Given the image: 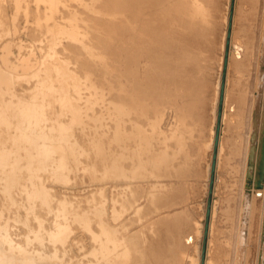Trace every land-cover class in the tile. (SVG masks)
<instances>
[{
  "label": "rangeland",
  "instance_id": "1",
  "mask_svg": "<svg viewBox=\"0 0 264 264\" xmlns=\"http://www.w3.org/2000/svg\"><path fill=\"white\" fill-rule=\"evenodd\" d=\"M204 1L210 28L201 58H188L183 43L156 64L136 41L174 43L176 0H0V68L16 74L0 96V264H27L25 256L97 264L106 251L92 234L101 231L116 239L108 253L118 264H264V0ZM58 60L82 81L72 99L78 117L36 85ZM189 63L195 88L184 92L179 74ZM126 88L154 104L131 140L118 114ZM31 103L39 112L27 121ZM33 140L48 145L50 159L42 149L29 156ZM159 151L167 158L155 165ZM114 157L125 168H109ZM133 157L143 166L132 170Z\"/></svg>",
  "mask_w": 264,
  "mask_h": 264
},
{
  "label": "bare ground",
  "instance_id": "2",
  "mask_svg": "<svg viewBox=\"0 0 264 264\" xmlns=\"http://www.w3.org/2000/svg\"><path fill=\"white\" fill-rule=\"evenodd\" d=\"M95 1V0H94ZM97 1V0H96ZM175 6H177L175 8V17L176 19L178 20V24L176 25V27L180 30L179 31V35H177V37L175 38L174 40V43L170 46V47H163L161 46L160 44H158L157 40H152V37L151 39L149 38H146L144 39L143 37H138L139 35H136V37H138V40L136 41L137 44H139V49L137 52H151L153 53L154 51V55L153 57L156 58V64L159 62H163L164 60H168V59H171L173 58L174 56V53H178L179 49L182 47L181 44H185L188 46L187 50H189L188 54H187V57L190 58L191 60H195V59H199V57L201 58V56L203 55V52H205L207 49H206V40H207V37H208V34H209V28H210V23H209V20H206L205 19V13H206V4H205V1L204 0H176V4ZM180 6V7H178ZM92 8V7H91ZM90 8V9H91ZM88 9V8H87ZM97 9V8H95ZM98 10V9H97ZM89 11V10H88ZM93 13V11H91ZM98 12V11H97ZM52 14V13H51ZM111 14V13H110ZM109 16V14H108ZM75 17V16H74ZM137 20V19H136ZM141 20L138 19L137 22H140ZM74 24V23H73ZM71 25V24H70ZM130 25L132 28H134V24L130 22ZM229 26V24H228ZM228 26H227V29H226V35H228ZM70 29V28H69ZM72 29V28H71ZM231 33V32H230ZM73 34V33H72ZM77 34V33H76ZM133 37H131L132 39ZM79 41V40H78ZM92 43V42H91ZM83 44V43H82ZM63 45V44H62ZM53 46V45H52ZM5 47V46H4ZM52 48V47H51ZM83 48V47H82ZM241 49V48H240ZM85 50V49H83ZM132 52V49H130V51L128 50V57L129 55L131 54ZM2 53V52H1ZM0 53V54H1ZM46 53V52H45ZM6 54V52H5ZM93 54V52H92ZM2 55V54H1ZM53 55V54H52ZM52 57V56H51ZM3 58L5 59V57L3 56ZM3 58H1L3 60ZM160 60H159V59ZM204 58V57H203ZM158 59V60H157ZM2 60H1V63H2ZM8 60V59H7ZM7 60H4V62L6 61V63L8 62L9 64L11 63ZM26 60V59H25ZM44 60V59H43ZM3 62V65H5ZM24 62V61H23ZM52 62V61H51ZM56 62V61H55ZM22 63V62H21ZM192 63V62H191ZM13 64V63H12ZM11 64V65H12ZM30 64V63H29ZM41 64V62H40ZM7 65V64H6ZM20 65V63H19ZM23 65V64H22ZM32 65V64H31ZM30 65V66H31ZM192 65V64H191ZM191 65L190 63L188 65H185L184 69L182 70V73L179 74V76L181 78H183V80L185 81V88H183L184 92H188L192 89L195 88L193 82H192V79L195 78L193 76V74L195 73V67L192 66L191 68ZM194 65V64H193ZM197 65V63L195 64V66ZM228 65V58H226V64H225V60L223 59V65L222 67H227ZM34 66V65H33ZM39 66V64H38ZM173 66V65H171ZM170 66V67H171ZM24 69H27V67H29L28 63L24 62V65H23ZM32 67V66H31ZM35 67V66H34ZM37 67V66H36ZM41 67V66H40ZM66 65L65 63L63 62V60H58L55 64H53L52 66L50 67H47V68H44V72L41 73V78H39L38 82L36 85H40L42 86V90L39 92L43 97L44 99H49L50 97L53 98L54 100H58L59 102V106L61 108V111L62 110H68V111H71V113L74 115L73 117H78L77 115H79L80 113L77 111V109L75 108L76 106L73 104V96H75V99L76 97L79 98L81 96V91H82V81L81 80H77L75 79V75L72 74V72L69 70V68L67 67L65 69ZM197 67V66H196ZM3 68L6 69L5 66H3ZM3 68H0V96L2 95V93L5 94V92L3 90H6L7 93H9V88L12 87L11 86V82H12V79H13V74L8 72V71H4ZM10 68V66H9ZM18 68V66H17ZM22 68V66H21ZM20 68V69H21ZM38 68V67H37ZM24 69L22 71H24ZM30 69V68H29ZM12 70V68H11ZM14 70V69H13ZM12 70V71H13ZM15 70H17L15 68ZM20 70V71H21ZM27 71V70H26ZM35 71V70H34ZM16 72V71H14ZM171 72L173 73V75H175L174 71H173V68L171 70ZM21 73V72H20ZM40 72L38 71H35L34 74H39ZM17 74H19L17 72ZM16 75V74H14ZM196 75V74H195ZM193 76V78H192ZM15 78H17L15 76ZM36 78V77H35ZM22 80V79H21ZM30 80V79H29ZM83 80V79H82ZM92 81V80H91ZM16 82V81H15ZM31 82V81H30ZM36 83V82H35ZM14 84V82H13ZM32 85V84H31ZM98 86V85H97ZM99 87V86H98ZM13 89V88H12ZM104 89V88H103ZM121 90H124L123 88H121ZM85 91V90H84ZM125 91L127 92V94H129L128 96V99L124 100V102L121 103V108H120V111L118 112V114L120 115H125L123 118V125L126 126L125 129H124V132L127 134V136H129L128 138H133L132 136H134L133 134L131 133H134L136 135L137 131L139 132H142L143 130V119L145 120L148 116V108L149 106H153L154 104H150L149 102H145V99L139 97V95L137 94L138 93V89H135V88H126ZM224 91H225V83H224V88L222 90V80H220L219 82V97H221V93H222V97H223V94H224ZM25 92V91H23ZM29 93V92H28ZM83 93V92H82ZM13 94V93H12ZM36 95V94H35ZM30 96V95H29ZM3 97V95L1 96ZM9 98V96H6ZM38 97V96H37ZM36 97V98H37ZM11 100L9 101H12V98H10ZM91 99V98H90ZM34 100V99H33ZM38 100V99H37ZM19 101V100H18ZM23 101V100H22ZM22 101L21 104H22ZM40 101V100H38ZM75 101V100H74ZM32 102V101H30ZM36 102V101H35ZM34 102V103H35ZM51 102V101H50ZM83 102V101H82ZM87 102V101H86ZM85 102V103H86ZM27 103V102H26ZM76 103V102H75ZM40 104V103H39ZM87 104V103H86ZM18 105V104H17ZM25 105V104H24ZM33 104L31 103L30 105H27L28 107L27 110H26V115H27V121H28V116L30 117V121L32 120L31 117L35 116L39 111L37 112H34V106H32ZM44 105V104H43ZM88 105V104H87ZM22 106V105H21ZM41 106V105H40ZM51 106V105H50ZM54 106V105H53ZM84 106V105H83ZM230 106L233 107L234 111H236V105L233 104V103H230L228 108L230 109ZM23 108H25V106H22ZM21 109V110H24V109ZM84 108V107H83ZM58 109V108H57ZM1 110V109H0ZM39 110V109H38ZM46 110V109H45ZM49 110V109H48ZM82 110V109H81ZM87 110V109H86ZM2 111V110H1ZM36 111V109H35ZM84 113V111H83ZM2 114V113H0ZM47 114V113H46ZM51 114V113H50ZM62 114V113H61ZM65 114V113H64ZM85 114V113H84ZM25 115V116H26ZM52 116V115H51ZM70 116V115H69ZM86 116V115H85ZM53 117V116H52ZM50 118V117H49ZM54 118V117H53ZM58 118V116H57ZM60 118V117H59ZM150 118V117H149ZM39 119V118H37ZM183 119V117L181 118ZM34 120V119H33ZM29 121V122H30ZM35 121V120H34ZM58 121V119L56 120ZM33 122V121H32ZM59 122V121H58ZM72 122V120H71ZM40 121H36V124H39ZM56 123V122H55ZM54 123V124H55ZM59 124V123H57ZM62 124V123H61ZM75 124V122L73 123ZM41 125V124H40ZM53 126V125H52ZM74 126V125H73ZM35 127V125H34ZM62 127V126H61ZM72 127V126H71ZM51 128V126H50ZM126 128H127V131H126ZM46 128H44V126H41L39 128V133L38 136H42L43 137V134L44 136L46 135L45 130ZM58 129L62 132L63 129L60 128V124L58 126ZM23 131V130H22ZM31 131V130H30ZM68 131V130H67ZM70 131V130H69ZM223 131V130H222ZM221 131V132H222ZM35 132V131H34ZM31 133V132H30ZM29 133V134H30ZM62 134V133H60ZM54 135V133H53ZM65 135V134H64ZM71 135V134H70ZM34 136V135H33ZM51 136V135H50ZM49 136V137H50ZM63 136V135H62ZM37 138V137H36ZM44 138V137H43ZM45 138H47L45 136ZM51 138V137H50ZM30 139V138H29ZM38 139H41V138H38ZM216 139H217V146L219 144V140H220V124H219V128H218V125L216 124L215 126V131H214V138H213V144L212 146L215 148V143H216ZM44 140V139H43ZM52 140V138L50 139ZM34 141V140H33ZM29 142L30 144L29 145V152L31 155L29 156H33V149H35L34 152H37L36 149H42L41 151L45 154H43L45 157L48 156L49 152H53V151H49L48 148H46L48 145H46V147H44L45 144L41 146V144L39 145L38 141H34V142ZM47 141V139H46ZM56 141V140H55ZM51 142V141H50ZM57 142V141H56ZM60 142V141H59ZM68 142V140H67ZM47 143L49 144V142L47 141ZM46 143V144H47ZM63 143V142H62ZM52 144V143H51ZM60 144V143H59ZM67 144V143H66ZM54 145V144H53ZM126 145V144H125ZM51 146V145H50ZM55 146V145H54ZM216 146V147H217ZM53 148V146H51ZM58 147V146H57ZM51 150H54L52 149ZM55 148V147H54ZM72 148V147H71ZM47 149V150H46ZM70 149V148H68ZM33 150V151H32ZM71 151V150H70ZM132 152H136L135 150H132ZM29 154V153H28ZM165 154V155H164ZM53 155V154H51ZM72 155H73V152H72ZM35 157H37V155L35 154L34 155ZM41 156H42V153H41ZM54 156V155H53ZM75 156V155H74ZM41 158V157H40ZM44 159V157H42ZM41 158V159H42ZM49 158V156H48ZM54 159V157H52ZM167 158V153H165V151H159L158 154L156 156H154L152 159H151V162H153V164H160L162 160L166 159ZM213 158H214V152L212 154V160H211V165H210V172L214 171L216 169V164H217V154H216V159H215V166H214V169H212V163H213ZM33 160V158H31ZM35 159V158H34ZM40 159V161H42ZM50 159V158H49ZM46 160V159H45ZM52 160V159H51ZM56 160V158H55ZM130 160H132V170L134 169H137L138 167H142L143 166V159H141L140 157H133L131 158ZM34 161V160H33ZM37 161H39V159H37ZM36 161V162H37ZM50 161V160H49ZM57 161V160H56ZM109 168H115V167H119L121 169L125 168L124 167V163H123V160H119L118 157H114L111 159V162L109 161H106ZM47 163V162H46ZM65 163V162H64ZM38 164V163H37ZM45 164V163H44ZM30 167V166H29ZM61 166L58 165V169H62L63 167V164H62V167L59 168ZM66 168V167H64ZM109 168H105L104 171H102V173L104 172L105 175H107V172L110 171ZM56 168V170H58ZM68 169V168H66ZM107 169H109L107 171ZM97 170V169H95ZM103 170V169H102ZM119 170V169H117ZM116 170V171H117ZM59 171H65V170H59ZM107 171V172H106ZM57 172V171H56ZM62 172L60 173L62 175ZM116 173V172H115ZM59 174V172L57 173ZM98 174V173H97ZM103 174V175H104ZM30 175H32V173L30 172ZM101 175V174H100ZM102 175V176H103ZM127 174L125 173V176ZM58 176V175H57ZM60 176V175H59ZM58 176V177H59ZM65 176V175H64ZM97 176V175H96ZM31 177V176H29ZM105 177V176H104ZM60 178V177H59ZM102 178V177H101ZM211 180V178H210ZM209 211V214H210V211H211V207L210 208H206V212ZM60 227V226H59ZM58 227V228H59ZM204 228H205V225H204ZM55 232V230H53ZM205 232V231H204ZM36 233V232H35ZM38 234V233H37ZM55 234V233H54ZM57 235V234H56ZM93 236V239L95 241V248H100V249H104L106 251L103 252L102 254V257L99 258L98 260H96L97 264H118V262L115 260V258L113 257V255H111L110 253L108 252H111L109 251V245H110V241L114 242L116 241V239L114 238H111L109 237L105 232L101 231V232H93L92 234ZM59 238V236H58ZM193 235H191L190 233L187 234L185 236V242H191L193 241ZM114 243H117L114 242ZM113 243V245H114ZM121 243V242H120ZM118 244V243H117ZM116 245H114L113 247H115ZM119 246V245H118ZM118 248V247H117ZM112 249V247H111ZM114 249V248H113ZM103 251V250H102ZM120 251V250H119ZM126 253V249L124 250ZM116 252V250H115ZM114 252V253H115ZM113 253V254H114ZM121 253V251H120ZM97 254V253H96ZM116 254V253H115ZM122 254V253H121ZM199 256L202 259V254H203V251L200 250L199 251ZM118 255V254H117ZM26 258V262L27 264H33V263H36L35 259L33 258H30L29 256H25ZM95 262V263H96ZM45 264V263H44Z\"/></svg>",
  "mask_w": 264,
  "mask_h": 264
},
{
  "label": "water",
  "instance_id": "3",
  "mask_svg": "<svg viewBox=\"0 0 264 264\" xmlns=\"http://www.w3.org/2000/svg\"><path fill=\"white\" fill-rule=\"evenodd\" d=\"M229 26H231V23H229ZM228 35H230V32L228 33ZM225 64H226V58H225ZM224 88V82H222V90ZM222 94V93H221ZM220 100H222V95L220 97ZM218 128H219V125H218ZM217 146V139H216V143H215V148ZM215 159H216V152H214V158H213V163H212V169H214V166H215ZM259 186H261V184H259ZM207 214H209V211H207ZM203 251H204V248H203Z\"/></svg>",
  "mask_w": 264,
  "mask_h": 264
}]
</instances>
